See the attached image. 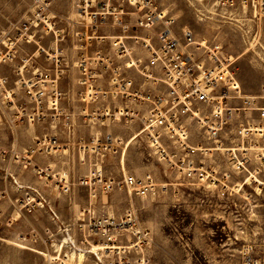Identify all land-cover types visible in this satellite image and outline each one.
Wrapping results in <instances>:
<instances>
[{
    "label": "built area",
    "instance_id": "obj_1",
    "mask_svg": "<svg viewBox=\"0 0 264 264\" xmlns=\"http://www.w3.org/2000/svg\"><path fill=\"white\" fill-rule=\"evenodd\" d=\"M53 1L32 0L28 15L13 23L0 41V67L12 66L15 75L10 83L0 73V130H6L10 136L20 127L37 125L55 130L58 125L69 136L77 123L62 105L65 93L59 82L68 62L57 46L47 49L37 44L45 36H55V18L49 12ZM131 6L137 17L129 27L124 0H81L76 5L78 24L84 27L73 34L79 54L71 64L80 87L77 100L83 105L77 115L80 122L88 127L135 123L137 135L150 155L176 172L181 181L227 191L230 175L221 171L217 158L225 159L233 174L246 171L250 159L242 154L246 152H242L244 142L264 137V104H259L264 97L241 92L217 47L200 56L190 32L185 31L182 39L174 36L171 22L151 0H134ZM258 12L264 13V0L258 4ZM107 23L117 28L120 35H95L94 31ZM132 29L142 37L128 36ZM127 40L135 42V47ZM28 45L36 47L37 57L42 56L50 68L29 69L32 57L18 58ZM128 71L142 80L139 88L133 89V82L126 75ZM144 86L149 90L145 91ZM161 86L164 91H159ZM227 133L241 145L223 146L222 137ZM120 143L108 132L93 133L87 139L65 144L55 136H45L34 138L24 149L0 144V162L18 165L43 181L49 177V168L32 166L37 156H56L68 149L94 155ZM255 149L258 167L252 171L253 175L248 174V179L257 183L256 177L264 168V147ZM122 183L138 197L149 195L154 188L150 175L142 178L128 175ZM25 190L36 198L25 192L15 201L19 209L26 213L43 209L44 200L39 192L30 187ZM49 214L53 221L57 220L54 212L49 210ZM124 226L116 227L105 220L60 227L55 233L58 238L49 236L48 263L77 264L74 259L69 261L67 255L80 252L84 254L82 264H107L112 250L122 260L120 249L112 248L113 234L121 236L128 230ZM144 239L147 234L142 235L141 241Z\"/></svg>",
    "mask_w": 264,
    "mask_h": 264
},
{
    "label": "rangeland",
    "instance_id": "obj_2",
    "mask_svg": "<svg viewBox=\"0 0 264 264\" xmlns=\"http://www.w3.org/2000/svg\"><path fill=\"white\" fill-rule=\"evenodd\" d=\"M77 1L73 0V9ZM133 1L124 0L129 27L137 17ZM151 1L171 22L174 36L182 39L185 31L190 32L200 56L217 47L241 92L264 97V13L258 12L261 0ZM31 2L0 0V41L13 23L28 15ZM131 35L142 37L133 29L128 32ZM127 43L135 47V42ZM0 73L9 81L15 79L8 64L1 65ZM128 79L134 84L141 81L134 72L128 73ZM158 89L164 91L162 86ZM64 111L72 113L68 106ZM91 128L90 136L108 132L121 143L94 155L73 149L60 151L56 157L70 159L69 167L64 166L68 170L47 171L49 177L43 178V186L50 183L54 193L75 200L81 212L75 225L108 220L116 227H128L121 236L113 234L112 249H120L122 260L112 250L107 264H264V168L256 177L257 183L248 179L258 167L255 148L264 147V137L244 142L242 152H246L242 154L250 159L245 172L233 174L225 159L217 156L221 171L230 175L227 191L221 192L181 181L176 172L150 155L135 123ZM85 133L83 138H89ZM66 140L72 142L71 137ZM222 143L241 145L229 133L222 137ZM28 144L29 140H23V145ZM128 175H150L154 180L152 192L138 197L125 188L122 180ZM22 187L18 189L23 193ZM15 205L17 212L11 216L0 214V264H49V239L46 242L42 232L30 228ZM44 208L48 209L45 200ZM145 234L147 239L141 241Z\"/></svg>",
    "mask_w": 264,
    "mask_h": 264
},
{
    "label": "crops",
    "instance_id": "obj_3",
    "mask_svg": "<svg viewBox=\"0 0 264 264\" xmlns=\"http://www.w3.org/2000/svg\"><path fill=\"white\" fill-rule=\"evenodd\" d=\"M59 4H56L55 0L51 3V7L49 12L55 18V36L49 35L43 37L38 41L37 44L43 48L51 49L54 45L59 48L62 52V56L65 58V61L68 62V69L66 70L65 75L60 79V88L65 93V99L62 102L63 108L67 107L72 110V114L75 120H77L75 127L72 130L71 136H67L64 132H62L61 128H57L54 130L50 128L48 125H37V126H23L14 132L12 136L6 130H0V144L3 146L13 145L18 149H24L32 143L34 138H41L45 136H55L62 142H67L66 137H71L72 141L83 138V135L86 134L87 131L88 136L91 134V127H85L80 121L79 112L82 110L83 105L77 100V95L80 91V87L77 86V72L71 67V64L74 63L77 55L79 54L75 50V42L73 38V34L75 32H79L84 30V27H81L78 24V11L77 9L72 8L73 0H58ZM79 0L77 1L78 4ZM74 7V6H73ZM127 20V18H126ZM97 36H106V37H116L120 35V31L111 27L109 23L107 25L98 28L94 31ZM61 38V40H60ZM104 48V47H103ZM36 47L34 45H28L25 47L24 55H20L18 58H22L24 56L32 57V63L29 65V69L42 68L47 69L50 68V63L45 62L43 57H37L35 52ZM105 49V48H104ZM36 58V59H34ZM18 64V62H17ZM16 64V65H17ZM10 72L12 70V66H9ZM132 71L127 72L128 73ZM12 73V72H11ZM135 74V73H134ZM140 79V77H138ZM141 80V79H140ZM132 81V80H131ZM142 81V80H141ZM133 83V89L139 88L142 82ZM12 81H10L11 83ZM145 91H148L149 88L144 86ZM72 89V90H71ZM75 91V92H74ZM74 104V107L72 106ZM28 127V128H26ZM88 138V137H87ZM29 140L28 145H23V140ZM56 157V156H37L32 161V166L38 167H48L51 172L59 173L61 169L68 168L64 166L70 165V159L64 160L65 158ZM63 165V166H62ZM15 165L9 166L0 162V214H7L11 216L15 210V201L22 198L25 192L28 195H32L31 191H24L23 193L19 187L15 186L12 183V180L18 186H24L22 189H26L25 187H30L34 190H37L43 199L46 202V206L48 209H36L31 213H24L22 210L18 212L22 214V216L27 219L28 226L32 228L34 231L42 232L45 236L46 242L49 239V236L52 234L53 238H58L59 235H56V231L60 227H69L74 225L76 222V218L81 214L78 205L75 204V200L70 198L69 195H65L63 193H54L51 189V184L48 183L44 187L43 181H39L35 178L33 173L29 170H23L22 168H18ZM70 169V168H69ZM8 176V177H7ZM10 177V178H9ZM57 182V180H56ZM73 185V183H72ZM63 186V185H62ZM33 197V195L31 196ZM65 206V207H63ZM66 208V209H65ZM49 210L55 213L57 216V220L53 221L50 217ZM17 212V211H16ZM18 215V214H17ZM21 216V217H22ZM17 219V218H16ZM15 219V220H16ZM43 220L46 221V224H43ZM51 237V238H52ZM50 242V239H49Z\"/></svg>",
    "mask_w": 264,
    "mask_h": 264
},
{
    "label": "bare ground",
    "instance_id": "obj_4",
    "mask_svg": "<svg viewBox=\"0 0 264 264\" xmlns=\"http://www.w3.org/2000/svg\"><path fill=\"white\" fill-rule=\"evenodd\" d=\"M68 258L70 260H73V259H74V261L76 260V262L78 264V262L81 263L83 261L84 254L83 253H80V252H78V254L77 253H73L72 255L68 256Z\"/></svg>",
    "mask_w": 264,
    "mask_h": 264
}]
</instances>
